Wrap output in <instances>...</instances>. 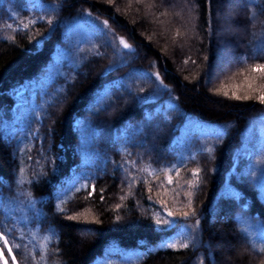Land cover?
<instances>
[{"label": "trees", "instance_id": "1", "mask_svg": "<svg viewBox=\"0 0 264 264\" xmlns=\"http://www.w3.org/2000/svg\"><path fill=\"white\" fill-rule=\"evenodd\" d=\"M169 1L0 0L16 264H264V0Z\"/></svg>", "mask_w": 264, "mask_h": 264}, {"label": "snow or ice", "instance_id": "2", "mask_svg": "<svg viewBox=\"0 0 264 264\" xmlns=\"http://www.w3.org/2000/svg\"><path fill=\"white\" fill-rule=\"evenodd\" d=\"M48 23H51V21H48ZM104 23L106 24L107 22H104ZM9 27H11V25H9ZM24 27L27 28L28 25L27 24H24ZM120 43L123 44V46L125 48H130L131 47L130 45H128L127 43H125L123 41V39L120 40ZM250 72L264 74V64H256V65L252 66L250 68ZM241 74H243V73H241ZM245 79L248 80L249 77L248 76H245ZM248 87H249V89H251L252 88V84L249 83L248 84ZM261 87L264 88V85H261ZM216 91L219 93L221 91V89H217ZM223 95L227 96L228 95V92L227 91H224L223 92ZM232 98H235V99H238L239 100V99H251L252 97H250L248 95H245V96L241 97L240 95H237L236 93H233V97ZM258 99H259V101L261 103H264V94H261L258 97ZM198 173H199V169L192 170L193 176H198ZM177 175H179L178 172H177ZM167 179H168V183L169 184H171L173 182L172 181V178L170 176ZM191 215H195V212H194V210L191 209V201H189V211H183V212L179 213V216L182 217V218L187 219ZM168 216H170V217L173 216V213L170 211L168 213ZM69 219H75V217H69ZM173 222H175V221H172V222L167 221V220H165V221H157V223H164V224H169V225L171 223H173ZM198 223H199V221H197V224ZM0 242H2V244H0V260H3L4 259V257H3V250L5 248H7V251L9 252V254H11L12 248L9 246V241L2 234H0ZM168 247H176V245L170 243V244H168ZM182 247H187V244H183ZM12 260L15 261V256H12ZM4 264H7V261H4Z\"/></svg>", "mask_w": 264, "mask_h": 264}, {"label": "rangeland", "instance_id": "3", "mask_svg": "<svg viewBox=\"0 0 264 264\" xmlns=\"http://www.w3.org/2000/svg\"><path fill=\"white\" fill-rule=\"evenodd\" d=\"M182 0H170L169 1V4H167V7H166V9H167V16L168 17H173L175 20H176V22L179 20V19H177L176 18V16H174L173 15V11H171V10H174V9H178L179 11H181V13H183V15L187 12V7L186 6H188L187 5V3H183V2H181ZM186 5V6H185ZM225 9L224 8H221V11H220V13L216 16V19L219 21L220 20V17H222V16H224V15H226L225 14ZM187 14V13H186ZM175 23V22H174ZM224 23H222L221 25H223ZM159 27H160V25H159ZM161 27H163V26H161ZM218 69L219 68H215V70H213V72H214V75H216V73L218 72ZM130 79H132V80H134V78L132 77V78H130ZM129 79V80H130ZM253 82V81H252ZM260 83V82H259ZM252 84V83H251ZM254 84V83H253ZM237 90L239 89V88H241V86H242V84L241 83H235L234 85H233ZM246 87V86H245ZM9 253V252H8ZM10 255V257L12 258V254H9ZM3 257H4V255H3ZM4 261H7L6 259H5V257H4V259H3V262ZM13 261V260H12ZM8 264V263H7ZM13 264H16V262L15 261H13Z\"/></svg>", "mask_w": 264, "mask_h": 264}, {"label": "bare ground", "instance_id": "4", "mask_svg": "<svg viewBox=\"0 0 264 264\" xmlns=\"http://www.w3.org/2000/svg\"><path fill=\"white\" fill-rule=\"evenodd\" d=\"M247 155V154H246ZM240 159V158H239Z\"/></svg>", "mask_w": 264, "mask_h": 264}]
</instances>
